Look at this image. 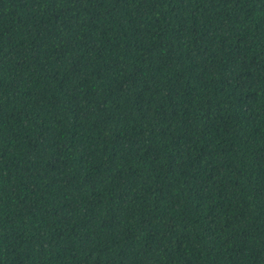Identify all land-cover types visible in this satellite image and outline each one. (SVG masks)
<instances>
[{"label": "trees", "instance_id": "1", "mask_svg": "<svg viewBox=\"0 0 264 264\" xmlns=\"http://www.w3.org/2000/svg\"><path fill=\"white\" fill-rule=\"evenodd\" d=\"M0 264H264V0H0Z\"/></svg>", "mask_w": 264, "mask_h": 264}]
</instances>
